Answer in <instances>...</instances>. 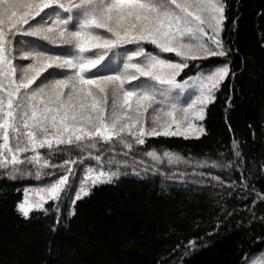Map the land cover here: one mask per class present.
<instances>
[{
  "label": "snow or ice",
  "instance_id": "snow-or-ice-1",
  "mask_svg": "<svg viewBox=\"0 0 264 264\" xmlns=\"http://www.w3.org/2000/svg\"><path fill=\"white\" fill-rule=\"evenodd\" d=\"M224 10L223 0H0V169L13 179L30 176L33 169L37 178L43 169L53 170L48 175L60 170L36 198L25 191L17 211L25 218L32 211L47 215L45 203L58 201L62 191L69 203L87 196L83 181L78 188L68 183L72 166L85 159L95 161L80 169L86 170L90 186L110 183L118 172L104 168L113 163L103 158L105 144L108 151L116 144L131 150L133 141L144 145L145 137L198 139L205 134L197 122L230 68L199 61L226 55L219 38ZM17 35L34 39L17 40L14 49ZM144 43L158 51L146 52ZM161 53H174L179 61ZM17 59L27 63L14 64ZM186 68L189 72L178 80ZM91 69L96 71L89 75ZM230 151L243 159L237 138L231 139ZM146 155L161 160L154 150ZM163 157L169 163L180 160L169 150ZM223 195L230 193L225 189ZM257 198L264 200L257 194L252 203ZM256 219L253 212L250 222ZM253 255L241 264H264V254L259 259Z\"/></svg>",
  "mask_w": 264,
  "mask_h": 264
},
{
  "label": "trees",
  "instance_id": "trees-1",
  "mask_svg": "<svg viewBox=\"0 0 264 264\" xmlns=\"http://www.w3.org/2000/svg\"><path fill=\"white\" fill-rule=\"evenodd\" d=\"M223 2L225 20L219 38L226 55L199 63H227L230 74L206 108L201 122L205 134L198 139L147 137L144 145L133 141L131 150L116 144L108 151L103 145V158L113 160L104 168L117 171V178L95 185L74 203L62 191L58 201L45 204L47 215L33 211L25 218L16 205L26 189L48 186L59 169L53 175L47 174L51 168L43 169L39 178L33 169L32 175L14 179L0 169V264H241L249 254H264V200L252 203L257 194L264 196V0ZM20 39L34 38L17 35L14 49ZM143 47L146 52L158 51L148 43ZM161 55L179 61L174 53ZM18 62L27 63L13 61ZM233 138L238 139L243 159L230 151ZM148 150L156 151L161 160L153 161ZM165 150L180 160L169 163L163 157ZM212 163L218 166L212 168ZM94 165L89 159L74 164L69 185L78 188L79 177L86 173L80 169ZM225 189L230 193L226 197ZM233 208L236 211L226 216ZM253 212L257 219L250 222Z\"/></svg>",
  "mask_w": 264,
  "mask_h": 264
},
{
  "label": "rangeland",
  "instance_id": "rangeland-1",
  "mask_svg": "<svg viewBox=\"0 0 264 264\" xmlns=\"http://www.w3.org/2000/svg\"><path fill=\"white\" fill-rule=\"evenodd\" d=\"M16 64H22L21 62H18V63H16ZM177 79H178V77H177ZM133 84H135L136 83V81H133L132 82ZM185 95H187V93H185ZM201 122L202 121H198L197 123L198 124H201ZM145 138H147V137H145ZM87 176V172L85 173H83L80 177H79V180H78V183H79V185H80V183L83 181V178H84V183H85V186H88L89 187V193H90V191H91V189L94 187V186H90L91 185V181L90 180H85V177ZM115 178H117V176L116 177H114L113 179H112V181L115 179ZM105 183H107V182H105ZM98 184H102V183H98ZM98 184H96V185H98ZM43 187H47V186H43ZM39 188H41V187H34V188H28V189H26V191H28L29 192V194H30V198H36L37 197V193H38V190H39ZM62 193V192H61ZM49 201H51V200H49ZM49 201H47L46 203H48ZM45 203V204H46ZM33 212V211H32ZM31 213V212H30ZM259 258H261V255H258V256H254V257H252V259H259Z\"/></svg>",
  "mask_w": 264,
  "mask_h": 264
}]
</instances>
